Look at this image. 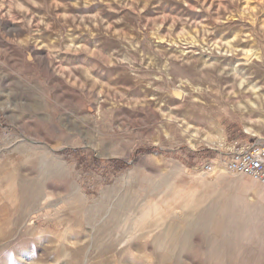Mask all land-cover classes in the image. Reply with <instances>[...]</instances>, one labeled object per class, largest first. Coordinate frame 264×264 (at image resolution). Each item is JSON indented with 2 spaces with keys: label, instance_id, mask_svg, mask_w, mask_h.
Wrapping results in <instances>:
<instances>
[{
  "label": "rangeland",
  "instance_id": "obj_1",
  "mask_svg": "<svg viewBox=\"0 0 264 264\" xmlns=\"http://www.w3.org/2000/svg\"><path fill=\"white\" fill-rule=\"evenodd\" d=\"M0 61V264H264L202 172L264 140V0H0Z\"/></svg>",
  "mask_w": 264,
  "mask_h": 264
},
{
  "label": "built area",
  "instance_id": "obj_2",
  "mask_svg": "<svg viewBox=\"0 0 264 264\" xmlns=\"http://www.w3.org/2000/svg\"><path fill=\"white\" fill-rule=\"evenodd\" d=\"M219 149L218 160L202 166L204 174L243 176L264 186V140L243 144L223 141L220 142Z\"/></svg>",
  "mask_w": 264,
  "mask_h": 264
},
{
  "label": "bare ground",
  "instance_id": "obj_3",
  "mask_svg": "<svg viewBox=\"0 0 264 264\" xmlns=\"http://www.w3.org/2000/svg\"><path fill=\"white\" fill-rule=\"evenodd\" d=\"M251 52V51H250ZM247 53V52H246ZM252 55H254V54H252ZM249 56V55H248ZM234 72V71H233ZM242 72V71H241ZM237 74V73H236ZM235 75V74H234ZM238 75V74H237ZM242 75V74H241ZM242 79H244V78H242ZM245 83V82H244ZM195 90V89H194ZM249 90V89H248ZM254 90L255 91H257L258 92V90H259V88H255L254 87ZM243 93V92H242ZM259 93V92H258ZM263 95V94H262ZM176 97H178V100H179V98L181 99V97H182V92H179L178 90H177V93H176ZM175 97V98H176ZM263 97V96H262ZM260 99V98H259ZM239 102H241V101H239Z\"/></svg>",
  "mask_w": 264,
  "mask_h": 264
}]
</instances>
